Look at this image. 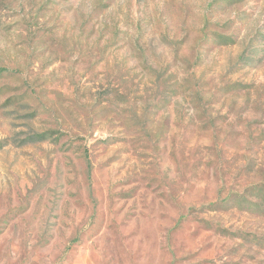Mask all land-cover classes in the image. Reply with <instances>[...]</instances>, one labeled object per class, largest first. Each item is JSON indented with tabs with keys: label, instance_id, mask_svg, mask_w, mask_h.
I'll list each match as a JSON object with an SVG mask.
<instances>
[{
	"label": "rangeland",
	"instance_id": "1",
	"mask_svg": "<svg viewBox=\"0 0 264 264\" xmlns=\"http://www.w3.org/2000/svg\"><path fill=\"white\" fill-rule=\"evenodd\" d=\"M0 264H264V0H0Z\"/></svg>",
	"mask_w": 264,
	"mask_h": 264
},
{
	"label": "trees",
	"instance_id": "2",
	"mask_svg": "<svg viewBox=\"0 0 264 264\" xmlns=\"http://www.w3.org/2000/svg\"><path fill=\"white\" fill-rule=\"evenodd\" d=\"M2 71H0V73H1Z\"/></svg>",
	"mask_w": 264,
	"mask_h": 264
}]
</instances>
